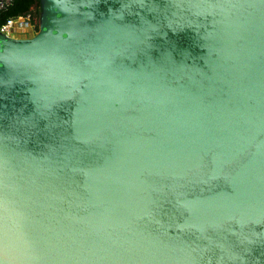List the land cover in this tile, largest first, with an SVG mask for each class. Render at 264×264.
<instances>
[{
    "label": "water",
    "instance_id": "95a60500",
    "mask_svg": "<svg viewBox=\"0 0 264 264\" xmlns=\"http://www.w3.org/2000/svg\"><path fill=\"white\" fill-rule=\"evenodd\" d=\"M0 264H264V0H40L0 34Z\"/></svg>",
    "mask_w": 264,
    "mask_h": 264
},
{
    "label": "built area",
    "instance_id": "2783aa9c",
    "mask_svg": "<svg viewBox=\"0 0 264 264\" xmlns=\"http://www.w3.org/2000/svg\"><path fill=\"white\" fill-rule=\"evenodd\" d=\"M13 4V0H0V16L6 12ZM40 19V9H32L25 15L9 17L0 23V34L7 37L15 36L16 30L32 32L38 28ZM18 25V26H16Z\"/></svg>",
    "mask_w": 264,
    "mask_h": 264
},
{
    "label": "trees",
    "instance_id": "16d2710c",
    "mask_svg": "<svg viewBox=\"0 0 264 264\" xmlns=\"http://www.w3.org/2000/svg\"><path fill=\"white\" fill-rule=\"evenodd\" d=\"M32 9H40V0H13L12 6L0 16V23L9 17L25 15Z\"/></svg>",
    "mask_w": 264,
    "mask_h": 264
},
{
    "label": "crops",
    "instance_id": "0c3cea01",
    "mask_svg": "<svg viewBox=\"0 0 264 264\" xmlns=\"http://www.w3.org/2000/svg\"><path fill=\"white\" fill-rule=\"evenodd\" d=\"M19 33H22V35H24V34H28V36L27 35H25V36H23V37H18V34ZM24 33V34H23ZM34 34L32 33V32H29V31H25V30H20V31H17L16 30V33H15V36H17V38H30V37H32ZM16 38V37H15Z\"/></svg>",
    "mask_w": 264,
    "mask_h": 264
},
{
    "label": "rangeland",
    "instance_id": "374dc122",
    "mask_svg": "<svg viewBox=\"0 0 264 264\" xmlns=\"http://www.w3.org/2000/svg\"><path fill=\"white\" fill-rule=\"evenodd\" d=\"M16 26H18V25H16ZM37 31H38V28L35 29L34 31H32V33H33V34H36ZM23 34H24V33H23ZM25 35L28 36V34H24V35H22V33H19V34H18V37H23V36H25ZM15 37L17 38V36H14V35H13L11 38H15Z\"/></svg>",
    "mask_w": 264,
    "mask_h": 264
}]
</instances>
